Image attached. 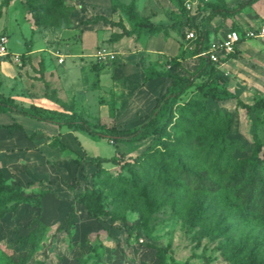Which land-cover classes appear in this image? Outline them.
<instances>
[{
  "label": "rangeland",
  "instance_id": "374dc122",
  "mask_svg": "<svg viewBox=\"0 0 264 264\" xmlns=\"http://www.w3.org/2000/svg\"><path fill=\"white\" fill-rule=\"evenodd\" d=\"M214 1H218L216 4L220 7L233 8L246 0ZM6 2L0 15V35L6 38L7 51L6 55H0V92L18 96L15 102L23 107L27 106L23 97L30 100L50 91L43 88L42 83L45 82L47 88L54 90L52 98H63L64 103H70L87 120L107 127H132L139 123V119L146 118L150 110L146 108L154 107L160 95L149 105V102L145 103L147 100L139 98V86L132 88L134 80H127L130 85L121 83V80L117 83L115 79L128 71L126 66L153 69L160 74L175 71L179 75H189L199 63L195 59L180 58L178 65L171 67L181 56L183 42L179 30L168 27V14L177 11L182 0H134L138 20L161 24L162 27L154 32L140 30L119 42L108 40L113 30H119L117 27L102 21L86 22L94 16H102L120 20L126 28H132L133 24L125 14L129 0H63L71 7L69 28L35 26L32 31L26 24L32 19L24 15L23 0ZM247 5L252 6L255 13H260V20L264 19V0H249ZM193 7L190 15L197 18ZM227 22L219 24L217 29L228 28L230 24ZM73 25L79 26L80 31L94 28L99 32L96 36L84 32L79 39ZM102 26L105 28L101 29ZM216 30L212 32L216 34ZM101 34L103 38L99 43L96 38ZM26 41L29 52H25ZM95 43L107 47L105 50V46L96 45L97 49L108 52L101 60L93 56ZM247 45L257 47L258 42L246 40L238 46L243 50ZM252 52L232 57L226 63L225 75L218 70L214 72L222 78V84L245 104L264 99V47ZM63 56V62L59 61ZM192 92V89L186 91L179 101L189 96L199 98ZM49 101L57 105L52 99ZM205 106L230 118L227 137L235 139L242 147L235 149V157L248 154L253 133L261 142L264 141V108L246 113L234 98L223 101L207 98ZM143 112L144 115H139ZM16 117L21 129L7 131L0 127V154L2 151L14 154L10 164L7 163L5 170L0 171L5 181L19 184L23 194L35 195L44 191V195L39 208L22 204L16 212L0 219V264H7L26 253L28 245L19 238L26 234L37 213L44 224V231L25 264H34L36 260L44 264H79L80 260H84V264H154L153 249L140 244V241L153 246L168 245L172 260L177 263L202 264L203 259H207L208 264H234L225 256L230 250H239L235 254L238 264H242L243 255L250 251L264 257V221L247 219L238 206L228 207L216 193L194 191L191 186L177 196L169 187L156 184L163 203L150 215L147 233L140 226L142 212L133 195L113 200L114 191L123 186L118 177L126 178L128 174L122 164H131L132 158L146 147L149 137L134 143H113L107 137L90 136L65 127H50L28 117L20 118L18 114ZM11 119L2 115L0 123L6 121L11 124ZM96 131L101 133V129ZM53 138L62 141L67 149L59 152L48 147L47 143ZM261 151L264 152L263 147ZM116 153L122 154L119 162L101 164L111 180L104 186L97 183L102 188L103 208L123 217L127 224H139L137 230L128 235L120 221L110 220L108 216L92 218L85 213L82 204L74 203L69 230L56 231L55 226L69 210L71 191L67 187L68 182L76 176L80 179V188L84 184L90 186V175L96 171L83 159V155L107 157ZM74 158L83 166L86 180L81 179ZM100 177L104 178V175ZM195 199L201 202L206 219L192 225L186 214Z\"/></svg>",
  "mask_w": 264,
  "mask_h": 264
},
{
  "label": "trees",
  "instance_id": "16d2710c",
  "mask_svg": "<svg viewBox=\"0 0 264 264\" xmlns=\"http://www.w3.org/2000/svg\"><path fill=\"white\" fill-rule=\"evenodd\" d=\"M183 2L184 0L180 2L177 11L169 12L168 27L179 30L181 39L185 30H193L195 47L191 50L181 48V56L175 59L171 67L178 65V59L191 56L196 53L197 49H205L208 46L207 25L214 16L218 15L221 18L232 16L247 5L249 0L240 2L233 8L220 7L216 4L218 1L201 0V2H197L198 4L196 3L194 10L197 12V18L190 15V11L185 9ZM6 4V0H0V15L1 8ZM23 8L24 12L29 14L34 26H51L60 29L70 26L71 7L66 5L63 0H23ZM125 14L133 24L132 28H126L120 20L113 21L102 16H94L86 24L102 21L117 27L119 30L111 32L108 37V40L113 42L124 36L129 37L143 29L154 32L162 27L161 24L138 20L134 12V0H129L125 7ZM230 29L241 30L242 28L231 26ZM28 47V41H26L25 51H29ZM236 54L237 51L234 50L222 60L232 58ZM217 63L200 57L198 65L189 75H179L176 72L160 74L153 69H143L142 84L162 76L161 78L166 84L165 92L159 96L146 118L132 127L117 128L95 124L75 111L70 103L52 98L53 89L46 93L45 97L52 99L60 107V110L33 104L23 107L15 103L9 96L0 93V112H16L36 121L54 124L57 127L85 132L90 136L107 137L113 143H134L149 137L148 144L139 155L132 158L131 164H122L128 174L126 178L118 177L119 183H123V186L117 188L113 193L114 201H119L125 195L134 196L133 199L142 212L140 226L145 229L146 233L150 215L163 203V200L159 199L160 194L157 193L156 184L169 187L177 193V196L191 186L194 191L216 193L224 200V203L228 204V207L238 206L240 213L247 219L264 221V152L261 151L262 147L264 148V141L261 142L253 133L248 154L235 157V149L240 150L242 147L235 139L227 137L230 118L221 115L217 109L205 106L207 98L216 101L234 98L235 102L246 113H249L264 108V99L259 98L251 104L242 103L233 92L222 84L220 77L213 76ZM199 78V81H195ZM201 78L204 79L201 80ZM44 89H48L45 84ZM191 89L192 93H195L199 98L189 96L180 102V97ZM1 127L7 131L22 128L15 122ZM97 129H101V133L97 132ZM47 145L50 148H56L59 152H64L67 149L58 138H53ZM121 158V153L107 157L83 155V159L93 165L97 173L94 171L90 175L92 178L90 186L84 184L80 188V179L76 176L68 182L67 187L71 191L69 210L55 226L56 231L67 232L69 230L74 203L82 204L85 213L92 218L108 216L110 220L120 221L128 235L137 230L139 224H127L123 217L103 208L102 188L97 185L99 183L104 186L111 181L101 164L104 162L117 163ZM73 162L81 179L86 180V172L79 160L74 158ZM102 174L104 178L100 177ZM43 195L44 191L35 195L23 194L19 185L15 182L5 181L0 171V219L6 214L16 212L22 204L39 208ZM186 218L192 225L202 223L206 219L200 201L195 199L191 202ZM43 231L44 224L40 219V214L37 213L30 221V228L26 234L19 238L25 240L28 245L26 253L10 260L7 264H25L35 251ZM139 243L153 249L154 264H186V261L177 263L172 260L168 245L160 247L142 241ZM238 248H241V245ZM238 251L230 250L226 252L225 256L234 264H238L239 262H235V257H237L235 254ZM34 264L44 263L41 260H36ZM79 264H84V260H80ZM202 264H208V260L203 259ZM242 264H264V257H258L256 253L250 251L243 255Z\"/></svg>",
  "mask_w": 264,
  "mask_h": 264
},
{
  "label": "crops",
  "instance_id": "0c3cea01",
  "mask_svg": "<svg viewBox=\"0 0 264 264\" xmlns=\"http://www.w3.org/2000/svg\"><path fill=\"white\" fill-rule=\"evenodd\" d=\"M252 7V6H251ZM251 7L249 5H245L239 12L233 14L232 16H228V17H225V18H221L220 16L216 15L214 16L208 23L207 25V30L209 32V40H212V39H216V38H219L221 37L227 30H230L231 26H235L236 28H248V27H255L257 25H259L260 23H264V19H261L260 20V13H255L253 11V9H251ZM3 15H4V12H3ZM26 15L27 19H30V16L26 13L24 14ZM20 17V16H19ZM263 17V16H262ZM21 20V17L19 18ZM216 19V20H215ZM215 20V22H213ZM226 21H228L227 23H229V27L228 28H225V29H222V28H218V25L219 24H226ZM29 30L31 29L34 30L35 29V26H33V23L31 20L27 21L26 22ZM213 25V27L211 26ZM72 27H75L74 25ZM79 27V26H78ZM78 27H75L77 28V31H78V38L80 39V35L84 32H90V33H94L93 35L96 36L95 34L97 32H99V30H90V29H86L84 31H80ZM69 28V27H68ZM68 28H64V29H68ZM105 27L102 26L101 29H104ZM62 29V30H64ZM100 29V28H98ZM217 29V30H216ZM215 31L216 30V34L212 31ZM105 31H103L104 33ZM113 32H117L115 30H113ZM59 34V33H58ZM125 37V36H124ZM103 38L102 34L100 36H98L96 38V41L98 40V42L100 43V39ZM123 39V37L121 39H119V41H121ZM6 40V38H5ZM181 42H183V45L181 48L183 49H186V50H191V49H187L186 48V44L188 43V45H192V49L195 47V40H193L192 42H187L186 43V40H184V37L182 39H180ZM246 40H256L258 42V46L257 47H252V46H245L243 50H241V48H239V44L240 43H244V41ZM117 40V42H119ZM96 45H99V44H94V47H93V52L94 50L97 49L98 46ZM99 46H105L104 45H99ZM261 47H264V44L260 43L257 39H245V40H241L238 42V44L236 45V48L235 50L237 51V54L235 56H239V55H244V53H250V54H253L252 51H256L257 48H261ZM106 46H105V50H106ZM256 49V50H255ZM25 52H29V51H25ZM92 54V53H91ZM90 54V55H91ZM94 54V53H93ZM185 54V53H184ZM186 55V54H185ZM87 56V55H85ZM92 56V55H91ZM62 59V62H63V59H64V56L61 57ZM81 58V57H80ZM184 60H188V59H195L199 62V59L200 57H196L195 54L191 55V56H185V57H182ZM223 58H221L217 65L215 66V70L214 72H217L220 71V72H224L223 74L225 75L227 73V71L225 70V66H226V63L231 59H225V60H222ZM183 60V61H184ZM178 61H181V59H178ZM198 65V64H197ZM196 65V66H197ZM195 66V67H196ZM127 67V68H126ZM124 68H126L128 71L125 72L124 75H120L119 76V79H115V81H117L118 83V80L120 81L121 80V83H125L126 85H128L129 83L127 82L128 79H130V81L134 80L131 85H132V88H134V86H139V98H142L144 101L147 100L145 103L149 102V105L152 104L151 101H154L155 98L158 96V95H161L165 92V81L164 79L158 77V78H153L147 82H145L144 84H142V77H143V70L139 67V69H136V66H126ZM91 68V66H90ZM129 68V69H128ZM91 71L93 72V68H91ZM175 72V71H173ZM214 75L213 76H218L216 75L215 73H213ZM40 77V76H39ZM219 77V76H218ZM222 79V78H221ZM160 81V82H159ZM44 84L47 86V84L44 82L42 83L43 85V88H44ZM130 85V84H129ZM225 86V85H224ZM226 87V86H225ZM227 88V87H226ZM51 90V88H48ZM228 89V88H227ZM230 90V89H228ZM231 91V90H230ZM160 92V93H159ZM232 92V91H231ZM1 93V92H0ZM2 94V93H1ZM45 94L46 93H43L42 94V97L39 96L38 98H31L30 100H27L28 98L27 97H23V99L27 102V105L29 104H33V105H37V106H41L43 108H48V109H55V110H60V107L58 105H55L53 104L51 101H49L48 98L45 97ZM2 95H5V94H2ZM5 96H9L10 98L13 99V101L15 102L17 100V97L18 96H13V95H5ZM57 99L61 100L63 102V98L61 97H57ZM218 101H222V100H218ZM16 103V102H15ZM148 107V106H147ZM153 108V107H152ZM152 108H146L147 110L148 109H152ZM144 109V108H143ZM75 110V109H74ZM76 111V110H75ZM149 112V111H148ZM18 113L16 112H0V117L2 115H6V116H10V118H13L11 120H13L12 122H15V123H18L20 124L19 122L16 121V119H19L16 117ZM139 115H144V112L143 113H140ZM18 116L20 118H25V116H22L20 114H18ZM27 118V117H26ZM31 119V118H30ZM34 120V119H33ZM26 121V120H24ZM141 120L139 119V122ZM11 122V123H12ZM37 122H42V121H37ZM42 123H46V122H42ZM41 124V123H40ZM48 125H50V127H57L55 126L54 124H51V123H46ZM3 125H8L6 123V121H3L2 123H0V127L3 126ZM21 125V124H20ZM2 128V127H1ZM13 152H5V151H2L1 152V158H0V170L3 171L5 170V167L7 165V163H9V160L10 158H12L14 156ZM11 155V156H10ZM10 164V163H9ZM19 185V184H18Z\"/></svg>",
  "mask_w": 264,
  "mask_h": 264
},
{
  "label": "built area",
  "instance_id": "2783aa9c",
  "mask_svg": "<svg viewBox=\"0 0 264 264\" xmlns=\"http://www.w3.org/2000/svg\"><path fill=\"white\" fill-rule=\"evenodd\" d=\"M196 3V0H185L183 5L187 11H190L193 5V8L195 9ZM183 37L184 40H186V43L192 42L195 40V33L193 30L188 29L184 31ZM245 39H257L260 43L264 44V23H260L255 27L242 28L241 30H227L221 37L209 40L208 46L205 49H197L195 56L203 57L212 63H216L229 53L234 52L237 43ZM186 48L192 49V45L190 46L187 43ZM6 53L5 37L0 35V55L3 56L6 55ZM107 54L108 52L103 51V49H97L93 56L97 60H101ZM59 61H61V58Z\"/></svg>",
  "mask_w": 264,
  "mask_h": 264
}]
</instances>
